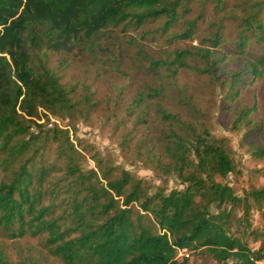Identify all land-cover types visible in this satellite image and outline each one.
Returning a JSON list of instances; mask_svg holds the SVG:
<instances>
[{"label": "trees", "instance_id": "1", "mask_svg": "<svg viewBox=\"0 0 264 264\" xmlns=\"http://www.w3.org/2000/svg\"><path fill=\"white\" fill-rule=\"evenodd\" d=\"M188 4L187 0H0L2 236L45 235L48 252L63 264H194L189 255L200 252L218 264H263L264 234L250 217L253 208L264 213V187L238 195L229 184L215 180L236 171L222 138L164 116L182 129L169 134L165 149L185 186L168 191L159 187L144 195L140 180L126 170L111 178L112 168L105 170L101 158L95 159L93 168L82 166L83 154L71 142L68 128L49 121L54 110L64 106L70 110L71 103L69 91L46 65V52L91 47L108 30L139 28L161 18L167 32L190 12ZM183 23V30L171 40L197 44H180L171 58H150L149 71L166 68L177 73L188 68L214 77L226 59L219 48L221 26L198 39L193 38L196 20ZM241 23L239 50L247 46L250 27L264 42L256 3ZM263 74L264 47L257 59H248L231 74L230 100ZM255 109L242 110L240 120L248 123ZM52 144L63 161L60 167L44 158ZM254 153L264 158V146ZM192 156L195 170L188 172ZM248 235L260 240L258 248L248 245ZM181 250L186 255L178 258ZM0 264H12L3 251Z\"/></svg>", "mask_w": 264, "mask_h": 264}, {"label": "rangeland", "instance_id": "2", "mask_svg": "<svg viewBox=\"0 0 264 264\" xmlns=\"http://www.w3.org/2000/svg\"><path fill=\"white\" fill-rule=\"evenodd\" d=\"M190 12L183 20L163 32L165 19L150 21L142 27L128 26L108 30L96 39V44L70 53L46 52L47 67L59 78L60 85L69 91L71 107H61L49 115V121L68 128L74 146L83 154L81 165L95 167L101 158L105 170L112 168L111 178L128 171L141 182V192L151 194L157 188L182 189L185 182L172 170V160L166 152L171 132L181 133L166 115L180 123L205 129L211 136L222 138L235 163L236 171L216 181L227 183L238 195L244 190L264 187V158L254 153L264 146V74L253 84L245 86L235 100L228 90L231 74L257 59L264 47L254 27L246 33L249 38L241 51L236 41L244 26L250 5L256 3L258 18L264 24V0H187ZM188 20H196L193 38L208 37L214 26H221L219 48L226 59L217 66L214 77L183 68L173 73L160 68L149 71V59L172 57L180 44L189 46L197 41H172L170 37L181 32ZM194 63L195 60H189ZM255 106L248 123L240 120V112ZM56 121V122H55ZM45 160L59 167L55 145L45 153ZM188 172L195 170V160ZM169 166L167 169L166 167ZM0 169V178L2 177ZM55 176L60 171H54ZM45 199L44 203H48ZM241 216V208L237 209ZM263 214V216H262ZM251 221L264 234V213L253 208ZM45 235L9 239L0 234V251L12 264H63L53 257L44 245ZM260 238V237H258ZM252 248L260 240L246 236ZM179 251L178 258L185 256ZM194 264H218L205 252L190 253ZM261 263L264 264V261Z\"/></svg>", "mask_w": 264, "mask_h": 264}, {"label": "built area", "instance_id": "3", "mask_svg": "<svg viewBox=\"0 0 264 264\" xmlns=\"http://www.w3.org/2000/svg\"><path fill=\"white\" fill-rule=\"evenodd\" d=\"M49 125H51V124H49Z\"/></svg>", "mask_w": 264, "mask_h": 264}]
</instances>
